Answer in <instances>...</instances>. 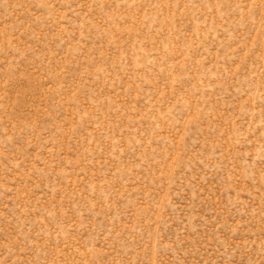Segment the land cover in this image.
<instances>
[{"label":"rangeland","instance_id":"374dc122","mask_svg":"<svg viewBox=\"0 0 264 264\" xmlns=\"http://www.w3.org/2000/svg\"><path fill=\"white\" fill-rule=\"evenodd\" d=\"M0 264H264V0H0Z\"/></svg>","mask_w":264,"mask_h":264}]
</instances>
